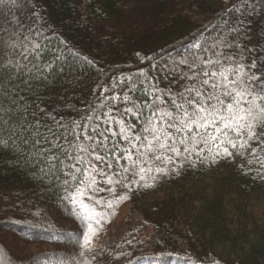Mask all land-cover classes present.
Here are the masks:
<instances>
[{"label": "trees", "instance_id": "1", "mask_svg": "<svg viewBox=\"0 0 264 264\" xmlns=\"http://www.w3.org/2000/svg\"><path fill=\"white\" fill-rule=\"evenodd\" d=\"M235 3L247 16V35L237 41L242 51L250 50L242 63L255 59L251 72L264 80V0ZM227 6V0H17L15 6L6 0L0 25L10 34L15 23L7 21L30 23L34 8L47 19L48 46L64 40L79 53H65L60 67L34 82L35 96L26 95L30 105L66 123H83L92 108L101 122L114 117L104 127L118 132L123 119L141 134L143 118L134 105L148 115L144 104L155 100L156 88L182 90L187 81L179 76L178 53L193 37L203 34L211 42L225 30L221 18L240 14L226 13ZM258 135L264 141V127ZM109 136L121 151L127 147L121 137ZM253 153L225 158L209 142L191 154H172L171 163L144 157L148 170L137 169L135 176L131 161L113 160V184L98 178L99 190L81 197L95 217L88 245L84 209L67 204L62 184L42 183L35 162L10 150L0 158V264H264V142H253ZM122 168H130L128 178Z\"/></svg>", "mask_w": 264, "mask_h": 264}, {"label": "snow or ice", "instance_id": "2", "mask_svg": "<svg viewBox=\"0 0 264 264\" xmlns=\"http://www.w3.org/2000/svg\"><path fill=\"white\" fill-rule=\"evenodd\" d=\"M7 2L15 6L17 0ZM227 2L226 13H240L235 20L222 17L225 30L213 41L204 39L201 34L193 37L178 53L181 58L175 63L180 69L179 76L187 81L182 90L173 94L171 90L161 93L156 88L155 100L144 104L148 115L134 105L137 118H143L141 134L135 133L134 126L123 119L119 120L118 132L104 127L110 125L114 117L105 116L101 122L98 110L92 108V114L82 117L83 123L79 120L66 123L63 117L58 118L39 105H30L26 95L31 92L35 96L34 82L46 80V74L60 67L66 61L65 53L77 58L79 53L65 47L64 40L49 47L50 37L44 30L47 19L35 14L34 8L30 23L25 24L23 19L16 23L15 18L7 21L10 26L15 23L10 34L0 25V158L14 150L17 156L35 162L34 175L38 174L42 183L55 181L63 185L64 201L85 211L89 229L85 244L90 245L93 239L95 217L81 197L89 190H99L98 178L105 179L108 185L113 184V177L117 175L112 171L113 160L131 161V175L135 176L148 170L144 157L155 156L156 160L166 157L171 163L172 154L177 157L182 152L191 154L198 146L211 142L222 151L223 157L234 158V153L254 155L253 142L257 147L264 142L258 135V129L264 127V80L251 72L257 67L255 59L242 63L244 52L250 53V50L242 51L237 41L247 35L243 27L247 16L236 7L235 0ZM5 3L6 0H0V5ZM242 7L247 8L248 4ZM251 11H255V5ZM84 59L91 63L87 57ZM122 99L130 101L131 97L125 94ZM101 107L107 108L108 104ZM109 134L112 138L121 137L127 147L121 151L120 142L113 143ZM122 171L128 178L130 168H122ZM70 189L74 195L67 194ZM36 264H39L38 259Z\"/></svg>", "mask_w": 264, "mask_h": 264}, {"label": "rangeland", "instance_id": "3", "mask_svg": "<svg viewBox=\"0 0 264 264\" xmlns=\"http://www.w3.org/2000/svg\"><path fill=\"white\" fill-rule=\"evenodd\" d=\"M127 209H128L127 207H124L123 208L124 211L121 214L122 217H124L126 215V212L128 213V210Z\"/></svg>", "mask_w": 264, "mask_h": 264}]
</instances>
